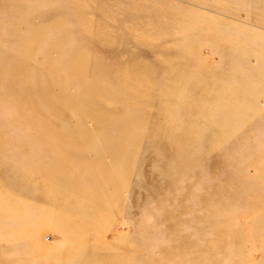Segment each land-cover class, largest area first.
Returning a JSON list of instances; mask_svg holds the SVG:
<instances>
[{"label": "rangeland", "instance_id": "obj_1", "mask_svg": "<svg viewBox=\"0 0 264 264\" xmlns=\"http://www.w3.org/2000/svg\"><path fill=\"white\" fill-rule=\"evenodd\" d=\"M2 86L0 264H264V0H0Z\"/></svg>", "mask_w": 264, "mask_h": 264}, {"label": "bare ground", "instance_id": "obj_2", "mask_svg": "<svg viewBox=\"0 0 264 264\" xmlns=\"http://www.w3.org/2000/svg\"><path fill=\"white\" fill-rule=\"evenodd\" d=\"M24 47V46H16V49L14 50V52L16 51L15 54H19V55H25L24 53L26 52H23L21 50V48ZM28 62H24V63H21V65H24ZM10 69H14L11 67H9V70ZM3 87V90L2 92L0 93V103L5 105V109L12 112V114L15 115V117L21 115L22 117L26 114V112L24 111L27 107L23 104V102H27L29 99H26V98H23L21 97L22 95L17 93L16 91H13V90H6L4 86ZM5 89V90H4ZM97 94H100V93H97V91L94 89H91V88H86V90L82 91V95L86 98H90L92 100V108H94V112H100V108H97V100H98V96ZM4 98V99H3ZM99 101V100H98ZM31 102H29L28 104H30ZM54 103H51V102H48V101H45V100H36L33 102V108L35 109V112L38 113V114H41V118L38 120V122L36 121L35 123L27 120V124L29 125V129H31L32 131L34 130L36 132L35 136L36 137H42L41 135V130L40 128L41 127H45L47 129H50L51 131L53 129H55V125L53 120H52V112H54V106L56 105H53ZM58 104V103H57ZM70 106H72V103L68 104ZM60 110H65V108H63V106H60L58 104ZM57 108V106L55 107ZM89 112H86V114H88ZM92 112H90V114H93ZM97 114V113H96ZM96 116H99L100 119L98 120L99 122L102 121V123L104 124H98L97 125V129L98 131L94 134L93 131L92 133H89L88 136H86V140H95V139H99L97 133L103 129L107 124L108 122H106V120H108L106 118L103 119V116L101 115H96ZM20 117V116H19ZM20 117V118H22ZM109 118V117H108ZM5 121V120H4ZM4 121H0V138H5V139H12V138H15V134L12 133V129L14 128V123L11 122V121H16V120H9L8 123H5ZM126 124L124 125H120V126H116L118 127V131H119V137L117 140L118 141H126V139L134 136V135H139L140 137H145L146 135L144 134V132H141V127L139 126L140 123L137 122H133V121H126L125 122ZM127 123L128 126H127ZM111 127H113L114 125H110ZM110 127V128H111ZM115 127V126H114ZM51 133V132H50ZM49 133V134H50ZM53 135V133H51ZM94 134V136H93ZM39 135V136H38ZM56 135H57V132H56ZM55 135V136H56ZM54 136V135H53ZM64 139L65 138H73L74 135H68L65 136L63 135L62 136ZM121 149V148H119ZM130 154H132L133 152V149L132 147L130 148ZM126 168V166H125ZM129 171V168L127 169ZM1 188H0V208L1 210L2 209H7L8 207L10 208L11 206V203H12V199L4 192V183L1 182ZM83 213V210H80L78 211V214H81ZM10 216L6 219L5 217V214L3 212L0 211V236L2 235H6L7 234H11V235H14V236H19L21 235L24 230L22 228V226L18 223V221H15V218H17L19 216L18 213H14V215L9 212ZM68 216V214L66 215ZM26 231V230H25ZM37 231V230H36ZM80 231V230H79ZM27 232L30 234H33L34 232L31 230V229H28ZM82 232V231H81ZM83 232H88L87 235H85V233H83L82 235L83 236H89V234H93V233H90L89 232V229H85ZM95 233V231H94ZM98 248L97 250H103V249H107L104 245H101L100 247L96 246L95 249ZM100 251V253H101ZM99 254V253H98ZM102 256H103V259L101 258L100 260V263L101 264H109L112 262V264H123L124 262L122 261L123 259H120V258H117L115 257L114 255L111 256L110 260L108 259V257H105L103 254H105L104 252L101 253ZM107 254V253H106ZM97 255V253H94V254H87L84 256V261L81 262L82 264H91V263H97V261H94V256ZM77 261V260H75ZM80 263V264H81Z\"/></svg>", "mask_w": 264, "mask_h": 264}]
</instances>
